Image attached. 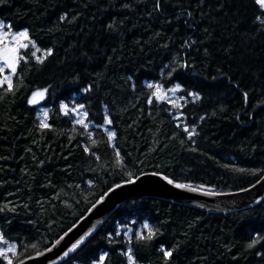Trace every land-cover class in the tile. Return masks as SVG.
Instances as JSON below:
<instances>
[{
  "label": "trees",
  "instance_id": "16d2710c",
  "mask_svg": "<svg viewBox=\"0 0 264 264\" xmlns=\"http://www.w3.org/2000/svg\"><path fill=\"white\" fill-rule=\"evenodd\" d=\"M0 21L31 41L12 88L0 85V233L17 245L12 264L144 174L221 193L264 176V8L255 0H3ZM32 42L43 63L29 55ZM149 84L179 85L178 97L159 101ZM45 89L40 106L30 103ZM145 223L151 240L137 239ZM129 250L135 264H264V198L231 213L134 198L59 264H129Z\"/></svg>",
  "mask_w": 264,
  "mask_h": 264
},
{
  "label": "water",
  "instance_id": "95a60500",
  "mask_svg": "<svg viewBox=\"0 0 264 264\" xmlns=\"http://www.w3.org/2000/svg\"><path fill=\"white\" fill-rule=\"evenodd\" d=\"M149 173L139 176L135 183H123L105 194L90 211L55 244L22 260L23 264H59L70 256L97 231L105 220L125 202L134 198L151 197L201 209L209 213H231L256 205L264 198V176L251 187L237 192H214L197 187L177 188V182ZM172 181V180H171ZM181 184V183H178ZM185 185V184H184ZM196 189V191H192ZM67 253V255H65ZM17 264H21V261Z\"/></svg>",
  "mask_w": 264,
  "mask_h": 264
},
{
  "label": "snow or ice",
  "instance_id": "6c2138e0",
  "mask_svg": "<svg viewBox=\"0 0 264 264\" xmlns=\"http://www.w3.org/2000/svg\"><path fill=\"white\" fill-rule=\"evenodd\" d=\"M0 2H3V0H0ZM255 2L261 6V8H264V0H255ZM66 17H61V19H65ZM4 24L3 22H0V73H3L5 68H9L11 69L12 73L16 72V68H17V64L19 63L20 60H25V62H27L26 57L22 56L20 54V49H27L28 48V44L26 43H21V40H27L29 39V34L28 32L25 31H21V32H17L12 36V42L13 43H5V41L7 40L8 37V32L3 31L4 29ZM8 27L10 28L11 25H8ZM32 47L35 48V51L31 52L29 55L31 57L36 58L37 62L39 63H43V59H41L40 57L36 56V53L40 51L39 48H36L35 43L32 42ZM51 50H48L47 53H45V56L51 55ZM4 83L8 84V88L11 89L12 88V77L11 76H5L2 80H0V85H3ZM148 87L152 88L155 87V92L153 93V95L156 97L157 100L159 101H163L167 98V92H165L160 85H151L149 84ZM179 85L176 86V88L173 89H169V91L171 92H175L179 89ZM47 92V89L43 90V91H37L34 92L32 95V99L30 100V103L32 104H37L40 100H42L44 98L45 93ZM190 95H192L195 99H199V95L196 93H190ZM245 98H247V94L245 93ZM81 108H83V105L80 106ZM62 108L65 110V113L67 114V110H68V105H62ZM75 110V109H74ZM85 116L87 115V113L84 114ZM44 117H47V112L44 113ZM78 124H83V120H77ZM108 124H111L112 121L108 120L107 121ZM42 127L47 128L48 124L43 123L41 124ZM84 127L87 128L88 125L84 124ZM184 131L188 132V128L185 127ZM195 134V130L193 129L192 132L189 133V138H191L192 135ZM116 133L114 131H109L108 132V136L109 139L112 140L115 138ZM117 155H119V153H117ZM238 171H244V169H238ZM138 179V177H137ZM165 179H167V177H165ZM128 183H135V180H129L127 181ZM90 183V182H89ZM168 183H173V181L168 180ZM117 187H119V185H117ZM175 187L177 188H187L189 187L188 185H184V184H175ZM192 191H196V189H192ZM143 229L147 230V234L145 235V233L142 231L137 239H147V240H151L153 238V236L155 235V233L153 232V229L147 224L145 223L143 225ZM0 244L2 245H7V247H0V257H3L5 260H8V264H12L11 259H9L8 257V253H16V249H17V245L15 244H9V242L4 238L3 233H0ZM249 247H254L255 246V242L250 243L248 245ZM33 247H35V245H33ZM163 250V248H162ZM50 251V249H49ZM172 250H165L164 251V255L166 257H171L172 256ZM38 255H42V253H38ZM65 255H67V253H65ZM128 259H129V264H135V261L131 255V251L129 250L128 252ZM21 264H23V261H21Z\"/></svg>",
  "mask_w": 264,
  "mask_h": 264
},
{
  "label": "rangeland",
  "instance_id": "374dc122",
  "mask_svg": "<svg viewBox=\"0 0 264 264\" xmlns=\"http://www.w3.org/2000/svg\"><path fill=\"white\" fill-rule=\"evenodd\" d=\"M0 22H2V21H0ZM3 24H4V29H3V31H6V32H8V37H7V40L5 41V43H13L12 42V36L15 34V33H17V32H21L22 30H20V31H16V30H13V29H11V28H9L8 27V24H6L5 22H3ZM23 31H25V30H23ZM21 43H26V44H28V46L31 44V41H30V37H29V39H27V40H21ZM0 46H2V45H0ZM21 50V49H20ZM17 66H18V64H17ZM5 76H12V71H11V69H9V68H5V70H4V72L3 73H0V80H2ZM165 92H167V98L166 99H168V100H174L175 98H177L178 97V94H177V91H175V92H171V91H169V89H166V88H163V87H161ZM173 89V88H172ZM37 92V91H36ZM44 97H45V95H44ZM31 99H32V97H31ZM43 100H44V98L42 99V100H40L37 104H34V105H41L42 104V102H43ZM75 109V110H74ZM44 112L45 111H42V118H44ZM73 112H74V114H75V117L77 118V119H81V120H85L86 119V116L84 115L85 114V112H84V110L81 108V107H77V108H73ZM42 120H45V118L44 119H42ZM9 244H13V243H10L9 242ZM0 247H7V245H2V244H0ZM11 254L12 253H8V257H11Z\"/></svg>",
  "mask_w": 264,
  "mask_h": 264
}]
</instances>
